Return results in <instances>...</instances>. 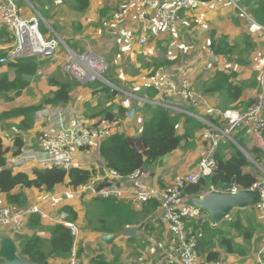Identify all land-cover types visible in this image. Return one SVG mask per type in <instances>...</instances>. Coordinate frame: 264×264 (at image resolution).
<instances>
[{
    "label": "crops",
    "instance_id": "0c3cea01",
    "mask_svg": "<svg viewBox=\"0 0 264 264\" xmlns=\"http://www.w3.org/2000/svg\"><path fill=\"white\" fill-rule=\"evenodd\" d=\"M2 1L0 0V3ZM130 1L91 0L89 9L81 13L75 9L74 0H69V3L64 0H17L19 11L24 18L40 16L43 19L45 35L48 36L51 32L62 37L61 39L74 51H94L108 65L107 71L110 77L107 76V78L118 84L117 87L133 90L137 102L123 95H114L109 86L102 83L82 84L68 75L64 67L69 52L63 46L56 57L39 61L37 74L30 78V87L24 90L21 96L7 101L5 95H0V114H2L14 109L40 105L44 97L59 89L56 83L72 84L71 101L64 106L44 107L35 114L33 126L29 130H19L24 117L0 122V137L10 149L5 158L15 174L24 172L30 178H34V171L43 168L34 161L22 167L13 166L18 156L15 154V139L18 136L22 137L24 142L22 150L29 149L31 145L34 149H38V135L49 130L47 126L49 123L40 120L39 116L50 108L56 109L58 113H65L63 120L65 127H72L77 122L91 127H110L112 134L117 130L124 132L135 143H140V150L144 151L147 146L142 142L141 134L147 117L143 110L146 103L152 102L146 90L154 89V77L160 68L165 69L164 73L160 72L161 77L169 78L178 85L188 80L191 89L201 94H203L202 86L205 81L219 70L236 71L238 74L236 82L249 83L260 75L259 69L253 68V63L264 60V37L261 34H251L248 20L234 7L223 3L216 4L212 1L202 3L194 10L180 13L176 33L167 34L159 30L156 33L144 34L135 19L136 12H133L132 18L122 23L115 22L111 18L112 13L127 6ZM173 1L161 0L156 7L151 9L149 17L158 21L160 10L170 6ZM245 35H248L250 44L253 46L250 52H248L249 48L244 54V59L248 61L247 64L238 65L222 56L211 55V36L215 39L226 36L230 44L243 46L246 43L243 41ZM141 38H146L147 43L140 44ZM14 44L15 39L12 32L7 28H0V60L8 58V53ZM217 58L220 61H217ZM221 58H224L226 63ZM9 63L11 61L6 64L0 63V75L8 74L13 80L15 72L9 67ZM161 63H165V66L157 69ZM50 81H54V85ZM260 88L262 87L244 91L238 103L241 110L261 96L259 95ZM112 89L119 91L115 87ZM9 97H14V95L9 94ZM206 99L214 107L223 109L227 105L226 99L224 100L220 94L208 96ZM121 108L126 109L124 114H121ZM187 111L196 116L205 115L202 109L194 111L188 108ZM106 113L115 115V121H106L104 117ZM188 119H194L195 122H189ZM200 124L201 121L194 117L178 116L176 118L177 134L185 136L187 132H190L191 135L185 137L181 147L167 157L168 161L164 168L157 170V162L153 167L142 169L138 178L132 176L122 182L119 199L129 201L137 213L141 214L144 208V205L136 202L133 196L137 190L151 191L153 195L151 199L159 203L157 211L143 220L145 223L141 224L139 220L137 226H132L137 230L133 237L123 232L115 234L117 238L112 245L104 243L101 240L103 235H97L89 230L86 220L87 210L84 203L92 200L96 195L85 191L84 187L74 190L68 184H63L58 185L53 193L36 188L22 189L20 187L13 191L15 194L24 192L29 199L26 208L37 207L41 214L39 228H31L27 225L20 235L14 236L18 244L20 245L23 239L33 236L49 239L51 227L57 224L53 221L54 217L61 214L65 207H69L78 215L74 222L78 228V234L75 236L72 255L65 259H49L48 264H70L73 257L79 264H94V259L100 256L103 258V264H170L175 251L176 239L170 223L164 217L160 203L163 193L174 184L176 178L195 171L199 159L205 152L208 141L203 139L204 130L200 128ZM54 126L55 124L52 127ZM252 126L253 121H249L235 133V135L243 133L240 139L245 142L244 147L236 141L233 144L245 153L249 162L251 159L253 161L250 162V167L246 171L252 172L259 178L261 184H264V153L261 151L260 158H257L251 152L253 149L261 150L251 135ZM229 144L223 141L220 146ZM96 151L92 146L81 148L74 168L104 171L105 163ZM220 153L228 159L233 153V148L227 146ZM191 201V197H184L185 204H192ZM8 206L7 196L0 193V209ZM232 217V219L238 218L244 223L250 221L253 224L254 235L251 242L247 243L244 237L231 230L228 219L219 224L209 222L203 230L208 229L211 233L204 236L200 243L207 241L210 246L198 245L203 258L204 252L211 249L220 254V260L209 264H264V221L260 217V212L255 207H251L235 210ZM0 231L13 236L8 228L0 227ZM200 231L201 229L198 231L199 238ZM222 236L231 237L235 241L239 247L236 253L230 254L221 247L219 241ZM201 263H204V259L198 262V264ZM0 264L4 262L0 260ZM173 264L179 263L174 262Z\"/></svg>",
    "mask_w": 264,
    "mask_h": 264
},
{
    "label": "trees",
    "instance_id": "16d2710c",
    "mask_svg": "<svg viewBox=\"0 0 264 264\" xmlns=\"http://www.w3.org/2000/svg\"><path fill=\"white\" fill-rule=\"evenodd\" d=\"M75 9L81 13L89 9L91 0H74ZM212 0H201L202 3H209ZM241 5L244 11L259 25L264 27V0H242ZM239 11V10H238ZM240 12V11H239ZM44 24H40L43 32ZM45 34V32H43ZM248 35H245L243 44H230L228 37L222 36L215 39L211 36L210 50L215 56H222L228 61L238 65L247 64L248 61L244 59V54L249 49L250 52L253 46L250 44ZM173 64V62H171ZM165 66L161 63L157 69ZM9 67L15 72V79L11 80L8 74L0 75V95H5L7 101L14 100L21 96L22 92L30 87V78L37 74L39 68V61L35 58L21 59L9 63ZM156 69V70H157ZM238 74L236 71L219 70L211 78L207 79L203 84L204 96H215L220 94L226 99L227 105L223 110L236 109L241 110L238 103L240 102L245 90L250 88H259V75L252 82H236ZM54 85V81H50ZM59 89L50 95L44 97L42 103L38 106H29L19 109L10 110L0 114V122L13 118L24 117V121L20 124L19 130L27 131L33 126L34 116L37 112L46 106H64L71 101L72 84L70 83H56ZM147 95L151 101L156 99L157 93L153 88H148ZM114 95L119 94L118 91L111 90ZM13 94L14 97H9ZM256 101L248 104L247 110ZM220 108V107H218ZM222 109V108H220ZM144 113L146 115L143 131L141 134L142 142L147 146L146 150L141 151L136 143L129 138L124 132L117 130L115 133L100 142L99 156L105 163V168L115 171L120 177L121 181L129 179L137 171L153 167L161 158H167L175 151H177L185 139L191 135L187 132L185 136H179L176 129L175 117L170 111L161 106L152 103L144 105ZM121 114L126 112V109H120ZM106 121H115V115L106 113L104 115ZM211 120V119H210ZM213 120V119H212ZM188 121L195 122L193 119ZM216 122V121H215ZM197 123V122H196ZM199 125V124H197ZM200 128L205 130L207 126L201 122ZM243 133H238L233 137L234 141L240 146L244 147L245 142L240 139ZM264 136V134H263ZM229 145H222L216 154L218 163L217 170L210 178L201 180L197 184H189L184 189V197L205 196L211 192V188L225 189L228 187L237 186L241 190H250L252 188L260 187L262 184L259 178L252 172H247L246 169L250 167V162L238 147L234 146L232 142L228 141ZM227 146L233 148V153L230 158L225 159L224 155L220 153L221 150ZM24 142L22 137L18 136L15 139V154L18 155ZM9 148L4 144L0 137V193L7 196L9 206L16 208H26L29 203L24 192L13 193V191L20 187L22 189L36 188L44 190L48 193H53L58 185L68 184L74 190L81 187H86L98 174L97 169L85 170L80 168H71L69 170L58 167H43L34 171V178H30L27 173L21 172L15 174L8 165L5 155L9 152ZM257 158H260L261 150L253 149L251 151ZM144 205L142 213H137L133 205L129 201H123L119 198H100L95 197L92 200L85 202L87 210V225L88 229L97 235L105 234H122L128 227L137 226L140 223H145L143 220L157 211L159 203L153 199H147L142 203ZM62 212L68 214L67 222L74 223L78 215L69 208L65 207ZM229 224L231 230L237 232L244 237L247 243H250L254 232L253 224L250 221L246 223L240 219H231ZM209 224L208 220L194 221L188 223V228L193 235L198 236V245L210 246L207 241L201 242V239L209 235L211 231L203 227ZM29 227L36 228L41 226V214L34 213L28 220ZM200 231V238L199 233ZM51 236L49 239H44L39 236L27 237L20 243L21 257L34 263L46 264L52 258H68L72 255L75 236L69 226L65 224H56L51 227ZM214 234V233H213ZM221 247L228 253L234 254L238 250L235 241L228 236H222L219 241ZM204 263H215L220 260V254L209 249L204 252ZM103 258L97 257L94 259V264H103Z\"/></svg>",
    "mask_w": 264,
    "mask_h": 264
},
{
    "label": "built area",
    "instance_id": "2783aa9c",
    "mask_svg": "<svg viewBox=\"0 0 264 264\" xmlns=\"http://www.w3.org/2000/svg\"><path fill=\"white\" fill-rule=\"evenodd\" d=\"M161 0H131L127 6L114 12L112 20L115 22H126L132 18L136 12L135 19L138 21L142 33H156L159 30L167 34H174L177 31V22L182 11H191L202 4L201 0H174L168 7L160 10L158 21L149 17L152 8L156 7ZM212 2L223 3L232 6L245 16L249 23L251 34H261L264 37V27L257 24L243 9L241 0H212ZM0 13L2 20L0 28H7L14 36L15 44L8 53V58H2L1 64L27 58L36 60L52 59L64 46L69 57L64 70L72 78L82 84L104 80L105 71L108 70L107 63L94 51L78 53L71 50L67 44L57 35L47 36L41 31L40 16L24 18L18 8L17 0H3L0 3ZM140 44H146L147 39L141 38ZM211 55H214L210 50ZM219 58V57H218ZM217 58V61L220 59ZM225 60L224 58H221ZM226 63V60L224 61ZM165 69L160 68L154 77V90L157 93L156 99L151 103L161 106L170 111L172 115H186L200 120L207 126L204 130L203 139L208 141L205 152L199 159L195 171L176 178L174 184L163 193L160 208L164 212L165 219L170 223L176 239L175 251L170 264H198V238L193 235L188 228L191 220L200 221L207 219V214L192 204L184 203V189L189 184H197L201 180L210 178L217 170L218 163L216 154L221 142L227 140L235 143L233 137L237 130L241 129L249 121H253L251 135L258 143L259 148L264 153V99H258L247 110L227 109L223 110L212 106L206 97L191 89L190 82L185 80L181 85L160 76ZM42 74V73H41ZM260 87H264V72L259 75ZM182 101H181V99ZM202 109L205 115L196 116L187 111ZM56 109H49L40 114V120H45L49 124V130L40 133L37 137L38 149L31 145L29 149H23L14 160V167H22L29 162H38L43 167H58L69 170L75 167L77 154L81 148L92 146L97 150L99 156L100 142L112 135L111 128L104 126H85L81 122L75 123L72 127H65L63 124L65 113H58ZM211 119V120H210ZM213 119V120H212ZM57 120V121H55ZM216 121V122H215ZM55 124L54 127H52ZM52 127V128H51ZM96 155V154H95ZM140 171H137L133 178H138ZM105 178L119 179L121 177L113 170L105 169L98 172L90 184L84 187L85 191H90L100 198H120L121 190L115 187L96 192L97 185ZM259 189L261 192V202L255 206L260 212V217L264 221V184ZM239 187L233 186L225 189L211 188V192H221L225 194H237L241 192ZM210 192V193H211ZM135 201L143 203L153 195L151 191H135ZM40 213L37 207L16 208L12 206L0 209V227L10 230L13 236L20 235L27 227L30 216ZM68 214L62 212L56 215L53 221L57 224H65L70 227L73 235L78 234L75 223L67 222ZM70 264H79L73 257Z\"/></svg>",
    "mask_w": 264,
    "mask_h": 264
},
{
    "label": "water",
    "instance_id": "95a60500",
    "mask_svg": "<svg viewBox=\"0 0 264 264\" xmlns=\"http://www.w3.org/2000/svg\"><path fill=\"white\" fill-rule=\"evenodd\" d=\"M167 161V158H161L157 163V170L163 169ZM113 187L121 190L122 181L119 179L105 178L97 185L95 190L99 193L104 189ZM191 202L194 207L207 214L209 222L219 224L229 219L235 210H243L257 206L261 202V192L259 189L243 190L237 194L211 192L205 196L194 197ZM136 232L137 230L132 227L124 230L125 235L130 237H133ZM116 238L117 235L115 234H106L102 236L101 240L108 245H112ZM0 260L4 264H34L21 257L18 240L11 234L2 231H0Z\"/></svg>",
    "mask_w": 264,
    "mask_h": 264
},
{
    "label": "rangeland",
    "instance_id": "374dc122",
    "mask_svg": "<svg viewBox=\"0 0 264 264\" xmlns=\"http://www.w3.org/2000/svg\"><path fill=\"white\" fill-rule=\"evenodd\" d=\"M65 2H67V3H69V0H64ZM119 9V8H118ZM118 9H116V10H118ZM236 9V8H235ZM43 14H45L44 12H43ZM113 14V13H112ZM245 17V16H244ZM246 19V18H245ZM43 19L41 20V23L43 24ZM43 33V32H42ZM44 34V33H43ZM45 35V34H44ZM54 35V33H51L50 32V34H49V36H53ZM62 38V37H61ZM63 40V39H62ZM73 46V45H72ZM75 52H78V53H85L84 51H79V50H76ZM253 68H257V69H259V72L260 73H263L264 72V60H262V61H259V62H257V63H253ZM108 72L109 71H105V74H104V79L107 81H103V80H99V81H94V82H91L92 84H95V83H102V84H104V85H107V86H109V88L111 89V90H114V89H112V88H116V90H119L118 91V93H119V95H123V96H126V97H128V98H130L131 100H133V101H135V102H137V100H135V98H137L136 97V94H135V92L132 90H129V89H126V88H124V87H117V85L118 84H116L113 80H111V79H108L107 78V76L108 77H110L109 75H108ZM263 88V87H262ZM262 88H260V93H259V95H261L260 97H258L257 98V100L258 99H264V89H262ZM127 99V98H126ZM138 99H139V97H138ZM256 100V101H257ZM133 114V113H132ZM174 117H175V120H176V118L179 116V115H173ZM235 136V135H234ZM227 143H229L227 140H225ZM231 144V143H230ZM234 145V144H233ZM136 146L139 148V149H141V145H140V143H136ZM235 146V145H234ZM251 159V158H250ZM250 162H253L252 161V159L250 160ZM259 168H263V167H259ZM100 171H101V169H100ZM140 171V170H139ZM142 171V170H141ZM140 171V172H141ZM263 172H264V170H263ZM247 213H249V212H247ZM239 214H240V212H239ZM246 214V213H245ZM232 217V216H231ZM233 218V217H232ZM231 218V219H232ZM198 251H200V249H198ZM199 254H200V256H199V263H200V261L202 262L203 261V256L201 255V253L199 252Z\"/></svg>",
    "mask_w": 264,
    "mask_h": 264
}]
</instances>
